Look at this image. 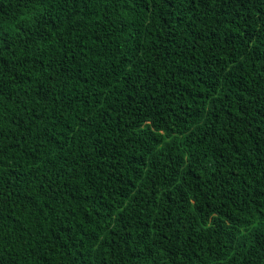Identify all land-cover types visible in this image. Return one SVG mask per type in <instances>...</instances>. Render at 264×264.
I'll return each instance as SVG.
<instances>
[{
	"label": "trees",
	"instance_id": "16d2710c",
	"mask_svg": "<svg viewBox=\"0 0 264 264\" xmlns=\"http://www.w3.org/2000/svg\"><path fill=\"white\" fill-rule=\"evenodd\" d=\"M0 264H264V0H0Z\"/></svg>",
	"mask_w": 264,
	"mask_h": 264
}]
</instances>
